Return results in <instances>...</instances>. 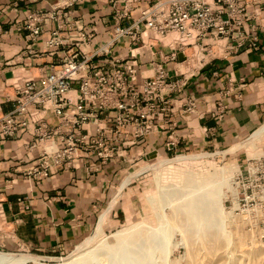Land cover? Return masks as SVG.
I'll use <instances>...</instances> for the list:
<instances>
[{
    "label": "built area",
    "instance_id": "built-area-1",
    "mask_svg": "<svg viewBox=\"0 0 264 264\" xmlns=\"http://www.w3.org/2000/svg\"><path fill=\"white\" fill-rule=\"evenodd\" d=\"M35 1H47L50 9H31L19 30L28 31L34 42L54 22L42 49L27 50L56 59L15 81L14 94L5 93L13 106L6 112L0 105V136L15 138L31 125L24 160L31 165L25 177L38 182L80 163L92 173L112 162L126 163L128 170L134 161L152 162L159 151L151 158L147 140L158 132L160 120L174 113L195 70L229 59L243 47L258 49L264 27V0H154L136 17L139 0H106L108 38L97 44L93 27L67 34L77 29L72 18L88 0ZM245 85L244 78L239 83L230 79L221 88L217 118H225L227 98L242 99ZM197 106L190 95L181 100L184 114L195 113ZM165 122L169 135L164 146L177 157V123ZM19 203L28 209L25 198ZM37 257L63 260L62 255Z\"/></svg>",
    "mask_w": 264,
    "mask_h": 264
},
{
    "label": "crops",
    "instance_id": "crops-1",
    "mask_svg": "<svg viewBox=\"0 0 264 264\" xmlns=\"http://www.w3.org/2000/svg\"><path fill=\"white\" fill-rule=\"evenodd\" d=\"M153 1L139 0L134 16ZM38 8L49 10L50 5L47 1L0 0V105L6 112L13 104L7 103L4 95L9 93L8 89L13 90L14 82L56 59L49 54L35 57L27 50L42 49L54 22H49L44 35L34 42L28 40V31L19 30L28 12ZM72 20L77 29L67 32L69 36H76L78 29L93 27L99 44L108 38L106 26L110 21V6L106 0H88L78 8ZM241 78L246 81L242 99L227 98L226 116L217 118L214 113L218 92L230 79L239 83ZM184 95L197 100L195 113L181 111ZM165 118L160 120L158 132L147 140L146 150L151 153V158H155V150L159 151L152 162L171 154L164 146L169 135L167 120L178 126L181 143L177 154L232 147L249 135V139L254 138L264 128V27L259 32L258 49L243 47L229 59L212 63L197 73L179 96L174 113ZM263 133L259 134L258 140ZM31 138V125L15 138L0 136V249L34 254L67 253L90 235L116 190L131 181V177L121 181L130 170L126 163L112 162L91 173L80 163L74 169L53 173L40 182L28 179L25 171L31 161L24 160H28L26 145ZM20 198L26 199L28 209L19 203ZM130 201L126 196L118 209L129 220L131 212L127 206ZM108 211L101 216L103 223L109 216ZM116 218L118 214L113 219L118 222Z\"/></svg>",
    "mask_w": 264,
    "mask_h": 264
},
{
    "label": "rangeland",
    "instance_id": "rangeland-1",
    "mask_svg": "<svg viewBox=\"0 0 264 264\" xmlns=\"http://www.w3.org/2000/svg\"><path fill=\"white\" fill-rule=\"evenodd\" d=\"M7 92L14 94L12 89ZM262 131L232 147L188 150L178 154L182 158L169 154L155 162L134 161L121 180L131 177V181L116 190L105 209L110 210L105 223L100 224L102 212L78 246L51 254L62 255V261L38 258L29 264H67L86 251L89 260L82 264H264V133L258 140ZM126 196L131 199L127 206L131 220L118 212ZM137 223L143 225L137 244L126 246L118 258L108 253L117 243L108 237Z\"/></svg>",
    "mask_w": 264,
    "mask_h": 264
},
{
    "label": "bare ground",
    "instance_id": "bare-ground-1",
    "mask_svg": "<svg viewBox=\"0 0 264 264\" xmlns=\"http://www.w3.org/2000/svg\"><path fill=\"white\" fill-rule=\"evenodd\" d=\"M181 155H184V154H181ZM177 157L182 158V156H177ZM205 181H208V180H205ZM195 189H192L191 191L194 192ZM116 202L117 200L114 201V204H116ZM101 220L103 223L104 219L101 218ZM210 220H211L210 218L206 219L204 220V223H207ZM142 227H143L142 223H137L129 228L118 230L115 233L111 234L108 238L116 239L117 243L114 246H112L113 247L112 249H108V253L110 254L112 253L115 256V258H118V256L120 257L123 256L124 255L123 252H126V249H124L126 246L137 244V237H139L140 233H142V230H141ZM100 235L103 236V232H101ZM89 252L90 251H86L84 253L78 254L77 256L72 258V260H70L67 264H82V263L87 262V260H89ZM37 261H38V257L32 254H18L17 255V254H11L5 251H0V263L1 264H29L31 262L37 263Z\"/></svg>",
    "mask_w": 264,
    "mask_h": 264
},
{
    "label": "water",
    "instance_id": "water-1",
    "mask_svg": "<svg viewBox=\"0 0 264 264\" xmlns=\"http://www.w3.org/2000/svg\"><path fill=\"white\" fill-rule=\"evenodd\" d=\"M179 57H180V60L184 59V55L183 54H180ZM155 156H156V153L153 155V157H155Z\"/></svg>",
    "mask_w": 264,
    "mask_h": 264
}]
</instances>
